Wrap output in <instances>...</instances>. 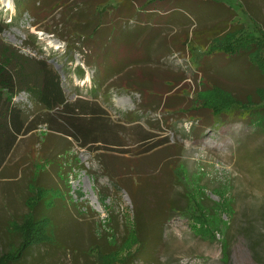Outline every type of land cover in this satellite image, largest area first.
Here are the masks:
<instances>
[{
  "label": "rangeland",
  "instance_id": "374dc122",
  "mask_svg": "<svg viewBox=\"0 0 264 264\" xmlns=\"http://www.w3.org/2000/svg\"><path fill=\"white\" fill-rule=\"evenodd\" d=\"M32 1L49 3L39 18L23 7L18 14L13 0H0L2 42L54 66L70 103H93L105 113L116 144L108 147L131 152H111V180L95 154L68 139L76 169L66 178L68 189L60 185L68 194L54 216L57 243L33 248L18 264H93L88 251L94 244L120 247L118 255L106 257L111 261L132 252L135 217L127 188L144 174L155 178L139 196L144 221L150 229L156 222L151 230L161 232L152 264H264V134L246 117L214 118L196 102L202 86L213 85L241 101L246 96L258 101L255 90L264 89V78L242 56L206 59L200 46H194L193 56L187 51L192 34L214 18L223 23L231 15L227 10L234 14L229 22L241 25L242 37L264 45V0ZM137 1L150 4L140 9ZM155 3L158 9L148 10ZM84 5L94 14L95 34L73 28L83 23ZM197 58L200 63H194ZM172 80L178 81L176 88ZM175 97L178 103L168 108L166 100ZM202 97L213 105L227 102L218 90ZM13 103L29 120L41 112L24 92ZM49 132L39 125L19 137L0 168V256L16 242L11 222L27 212L29 152L45 141L48 150L64 144L59 136L47 137ZM146 134L153 138L140 142ZM152 144L158 148L146 150ZM116 180L127 188L115 186ZM58 181L51 169L39 179L48 187ZM182 193L183 208L170 210L169 201Z\"/></svg>",
  "mask_w": 264,
  "mask_h": 264
},
{
  "label": "trees",
  "instance_id": "16d2710c",
  "mask_svg": "<svg viewBox=\"0 0 264 264\" xmlns=\"http://www.w3.org/2000/svg\"><path fill=\"white\" fill-rule=\"evenodd\" d=\"M13 1L15 11L18 14L22 12L23 7V11L27 12L30 10L38 18L45 10V5L49 4H40L41 1L34 2L32 0ZM23 2L24 5L22 6ZM122 2L125 3V0H122ZM146 2L139 4V1H137L135 4L140 5V9H145L150 4ZM36 3H38V6H36ZM84 6L87 9L83 12L85 15L79 14L81 16L80 19L85 16L83 23L78 25L77 22L73 28H76L77 31L85 28L95 34L97 30L95 26H91L94 20V14L89 13V5ZM151 9L157 10V4L155 3L148 10ZM227 12L229 14L231 13V15L225 21L223 20V23L219 18H214L208 22L211 25H208L200 32L193 33L190 38L192 50L187 48V51L193 56L195 54L193 53L194 46H200L204 48V56L206 59L218 54L224 58L231 59L242 56L247 66L251 67L257 75L264 78V55L262 56L263 53L261 54V50L264 48L263 43L259 39L254 40L242 37L241 25L238 24V21L229 22L230 17H233L234 14L232 10H227ZM259 32L262 31L259 30ZM184 35V38L187 40L188 33ZM198 59L194 60V63H200ZM240 68L242 69V67ZM172 81H174V88H176L178 81ZM130 86L132 88L139 87L135 84H130ZM202 88L205 89L198 93V100L196 101L201 106L199 109L196 107L198 110L206 109L214 118L223 114L246 117L249 123L257 125L264 134V106L258 107L263 102L264 89L257 88L255 90V94L259 98L258 101H252L247 96L244 101H241L233 93L219 86H202ZM215 90L220 91L223 95L225 94L227 102H223L222 100V103L219 105H213L205 101V97L203 98L202 96L215 92ZM23 92L29 96L31 101L41 111L32 120H29L28 116L24 114V111L13 103V98ZM203 92L204 94H202ZM177 98L166 100L168 108L178 103ZM193 103L196 104L194 99ZM246 105L251 107L249 109L241 108ZM95 106L97 105L81 100L70 103L62 90L60 75L54 66L47 65L44 60H38L21 53L18 49L3 43L0 38V168L13 151L18 138L37 130L39 125H45L51 130V132L45 134L47 137H50L48 134L56 135L64 141L63 146L57 150H48L45 147V141L40 147L33 146L32 151L29 152L28 157L31 159L29 164L31 179L27 187L28 196L24 200L27 212L19 219L11 222V228L16 237V242L11 244L0 256V264H18L29 255L33 248L45 244L57 243V229L55 228L54 216L57 210H59L58 206H62L68 194V182L66 178L73 168L76 169L73 161H70L73 159L76 161V155L73 154L71 157L68 155L72 149V143L68 139H72L79 148L86 149L95 154L97 161H99L103 170L106 171L107 176L111 180H114V176L110 173L112 169L110 165L111 152H116L121 155L131 152L117 149L116 147H108L110 145H116L109 138L113 134L114 128L108 125L105 116H103L105 113L99 109H95ZM181 111L185 112L188 110L182 109ZM176 112L174 111V113ZM145 136L144 138L141 137L140 142L153 138L150 134H146ZM156 145L152 144L146 150L158 148L154 147ZM146 150H138L136 153L140 154ZM80 168L83 169V167ZM48 169L54 170L59 180V185L48 187L39 183L40 176ZM145 176V174L144 176H138V179L135 176V185L130 188H127L119 180L114 181L115 186H120L123 189L127 188L128 196L132 201L135 217L133 238L137 247L132 252L120 256V259L117 258L111 261L106 257L118 255L120 247L111 245L109 249H104V245L94 244L88 251L89 255L95 258L93 264H138V262L152 264L155 262V243L160 239L161 232L160 229L155 231L151 230L154 225L157 227L156 222L151 225V229L145 223L143 211L145 206H142L144 202H140L141 200L139 199L143 188L149 184L154 185L155 178L154 176L145 178ZM61 184L64 188H67L64 192L61 189ZM183 194L178 195V199L169 201L168 205L170 210L183 208L179 204V200L180 202L182 201V196L184 198ZM46 200L48 201L45 204L44 202ZM99 239L101 240V238ZM151 249H153V254L150 253Z\"/></svg>",
  "mask_w": 264,
  "mask_h": 264
},
{
  "label": "bare ground",
  "instance_id": "6f19581e",
  "mask_svg": "<svg viewBox=\"0 0 264 264\" xmlns=\"http://www.w3.org/2000/svg\"><path fill=\"white\" fill-rule=\"evenodd\" d=\"M5 5H6L7 7H9V6H10V4H9V3H7V2H6V4H5ZM87 77H88V76H87Z\"/></svg>",
  "mask_w": 264,
  "mask_h": 264
}]
</instances>
